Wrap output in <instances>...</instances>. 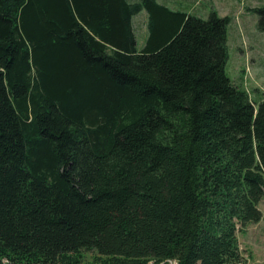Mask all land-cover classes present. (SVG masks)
I'll return each mask as SVG.
<instances>
[{
  "label": "trees",
  "instance_id": "1",
  "mask_svg": "<svg viewBox=\"0 0 264 264\" xmlns=\"http://www.w3.org/2000/svg\"><path fill=\"white\" fill-rule=\"evenodd\" d=\"M229 23L158 0H0V264L245 263L264 99L227 73Z\"/></svg>",
  "mask_w": 264,
  "mask_h": 264
},
{
  "label": "rangeland",
  "instance_id": "2",
  "mask_svg": "<svg viewBox=\"0 0 264 264\" xmlns=\"http://www.w3.org/2000/svg\"><path fill=\"white\" fill-rule=\"evenodd\" d=\"M179 6L204 18L212 10H216L221 16L230 17L227 73L256 102L264 99V31L258 27L259 14L256 11L264 7V0H182ZM146 12L144 10L133 18L139 44L147 30ZM259 208L263 218L259 222L248 224L238 233L244 264H264V198L260 201ZM92 256V253H87L86 261L90 262Z\"/></svg>",
  "mask_w": 264,
  "mask_h": 264
},
{
  "label": "crops",
  "instance_id": "3",
  "mask_svg": "<svg viewBox=\"0 0 264 264\" xmlns=\"http://www.w3.org/2000/svg\"><path fill=\"white\" fill-rule=\"evenodd\" d=\"M130 1H135V0H130ZM159 2L165 4V5L169 6V7H171L172 9H175V10L182 9L181 6H179V5H181L182 0H173L172 2H167V1H164V0H159ZM177 5H178V7H177ZM146 16H147V23H146V26H147L146 29L147 30H146L144 39L141 41V44H139L140 41L137 38V47H138V49H142L145 46L146 41H147V38L149 36V29H148V17L149 16H148V13L147 12H146ZM134 30H135V33L137 34V31H136L135 27H134Z\"/></svg>",
  "mask_w": 264,
  "mask_h": 264
},
{
  "label": "built area",
  "instance_id": "4",
  "mask_svg": "<svg viewBox=\"0 0 264 264\" xmlns=\"http://www.w3.org/2000/svg\"><path fill=\"white\" fill-rule=\"evenodd\" d=\"M3 264H10L9 260L7 259H3L2 260ZM152 264H156V263H152ZM157 264H177V260L176 259H167L165 261H162L160 263Z\"/></svg>",
  "mask_w": 264,
  "mask_h": 264
}]
</instances>
